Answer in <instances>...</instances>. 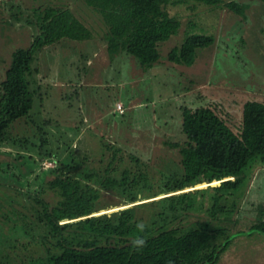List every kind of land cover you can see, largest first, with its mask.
<instances>
[{
	"label": "trees",
	"instance_id": "1",
	"mask_svg": "<svg viewBox=\"0 0 264 264\" xmlns=\"http://www.w3.org/2000/svg\"><path fill=\"white\" fill-rule=\"evenodd\" d=\"M79 1L97 14L106 28L109 57L125 53L144 72L161 62L162 47L179 35L181 22L170 14V8H224L239 16L245 9L224 0ZM34 13L35 23L31 24L37 26L38 34L29 47L11 53L0 83V147L9 141L11 126L31 118L40 101L41 86L35 77L40 52L63 41L82 43L93 39L90 29L69 7L48 5ZM188 27L182 43L167 53L170 64L192 67L199 53L214 44L210 32L200 28L196 31L197 23L191 22ZM180 131L183 144L173 147L180 148L181 162L200 164L207 176L200 173L188 179L183 171L164 174L157 193H152L154 183L140 168H125L116 176L113 173L117 169L111 166L101 174L84 168L73 152L60 157L53 168L42 171L29 183L27 179L40 162L25 154L17 155L12 165L5 164L2 179H7L2 188L9 191L0 194V242L8 238L1 233L5 226L10 235L18 232L42 245L44 256L28 264H218L236 237L256 234L264 242V206L256 207L250 220L234 218L245 174L257 166L264 168V102H245L239 124L211 106L183 107ZM17 143L24 148L27 145L26 141ZM47 145L46 137L33 145L38 161L57 158L61 147L67 149L59 145L53 150ZM45 176L50 178L45 181ZM215 181L221 183L182 192ZM35 185L38 189L32 191ZM25 186L27 189H22ZM47 191L60 200L52 204L42 196ZM102 193L113 194L122 206L140 201L145 193L150 195L142 200L158 194L169 196L153 202L152 208L157 211L144 219L134 206L97 215ZM203 195L208 197L206 205L196 202V197ZM198 211L204 213V220L188 229L173 227L177 220ZM38 230L41 233L36 236ZM140 238L144 244L136 245L134 241Z\"/></svg>",
	"mask_w": 264,
	"mask_h": 264
},
{
	"label": "rangeland",
	"instance_id": "2",
	"mask_svg": "<svg viewBox=\"0 0 264 264\" xmlns=\"http://www.w3.org/2000/svg\"><path fill=\"white\" fill-rule=\"evenodd\" d=\"M229 1L244 6V14L235 15L224 8H170V14L181 22L179 35L162 47L161 62L144 72L136 60L125 53L109 57L106 28L100 17L79 0H0V83L9 67L11 53L29 47L38 34L37 26L32 25L37 8L69 7L93 35L92 40L82 43L63 41L38 55L35 77L41 86L40 101L31 118L11 126L9 141L0 147V194L9 191L2 188L7 184V179L2 181L5 164L12 165L19 154L40 162L27 179L29 183L42 171L53 168L56 161L69 152H73L77 161H83L84 168L101 174L111 166L116 167L113 173L116 176L122 169L140 168L154 183L152 193L158 192L164 174L183 171L188 179L200 173L206 177L203 166L182 163L180 148L173 147L184 141L180 131L181 109L211 106L239 124L245 102H264V0H224V3ZM191 22L197 23V32L199 28L210 32L214 44L199 53L192 67L170 64L167 53L182 43ZM43 137L47 138L46 148L56 150L59 145H66V151L61 147L57 158L38 161L33 145ZM20 141L27 142L25 148L18 145ZM49 178L45 176V181ZM220 183H202L182 192ZM244 183L234 218L250 220L254 209L264 206V168L257 166L245 174ZM26 186L22 189H27ZM145 195L134 204L122 206L113 194L102 193L97 215L134 206L137 215L146 219L157 211L151 204L169 196L158 194L142 200L150 193ZM42 196L52 204L60 200L51 191ZM205 196H197L196 202L206 205L208 197ZM204 217L201 211L192 212L172 225L180 230L188 229ZM3 228L1 233L8 238L0 242V250L3 249L0 264H28L44 256L42 245L18 232L12 236L5 226ZM40 233L38 230L35 235ZM218 264H264L262 238L256 234L236 237Z\"/></svg>",
	"mask_w": 264,
	"mask_h": 264
},
{
	"label": "clouds",
	"instance_id": "3",
	"mask_svg": "<svg viewBox=\"0 0 264 264\" xmlns=\"http://www.w3.org/2000/svg\"><path fill=\"white\" fill-rule=\"evenodd\" d=\"M140 227L142 228L143 226L141 225ZM134 243H135L136 245H143V244H144V240H143L142 238H140V239H136V240L134 241Z\"/></svg>",
	"mask_w": 264,
	"mask_h": 264
},
{
	"label": "built area",
	"instance_id": "4",
	"mask_svg": "<svg viewBox=\"0 0 264 264\" xmlns=\"http://www.w3.org/2000/svg\"><path fill=\"white\" fill-rule=\"evenodd\" d=\"M119 108H120V106H119ZM120 110V109H119Z\"/></svg>",
	"mask_w": 264,
	"mask_h": 264
}]
</instances>
